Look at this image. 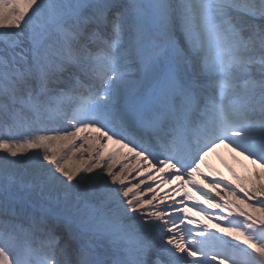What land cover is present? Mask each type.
<instances>
[{"label": "snow or ice", "instance_id": "1", "mask_svg": "<svg viewBox=\"0 0 264 264\" xmlns=\"http://www.w3.org/2000/svg\"><path fill=\"white\" fill-rule=\"evenodd\" d=\"M0 264H264V0H0Z\"/></svg>", "mask_w": 264, "mask_h": 264}, {"label": "bare ground", "instance_id": "2", "mask_svg": "<svg viewBox=\"0 0 264 264\" xmlns=\"http://www.w3.org/2000/svg\"><path fill=\"white\" fill-rule=\"evenodd\" d=\"M107 147L108 150L111 151L117 148L118 146L112 144L109 141ZM69 156H71V159L68 161L70 167L75 164H78L79 160L81 159L79 157V154L72 155L71 153H69ZM232 164L240 171L237 175L246 182L254 166L251 164L249 160L245 162L242 160L241 157H236L230 151L223 154L221 148H218L215 152L209 153V155L205 158V163L201 165V171L204 172L209 177V182H210L211 179H223V180L226 179L225 177H217V171L223 170V174H225V176L227 177H230V180H225V181L231 182V184L235 187L237 186V181L234 179L232 173L229 172V169L227 168V165H232ZM133 182H135V180H133ZM175 183L176 181H173V184ZM223 194L228 195L227 190H223ZM213 195H215V193H213ZM228 198L231 199L230 196ZM205 206L207 207V205ZM210 211H216V210H210ZM192 215L197 219H201V220L204 219L202 216H196L195 212H193Z\"/></svg>", "mask_w": 264, "mask_h": 264}]
</instances>
